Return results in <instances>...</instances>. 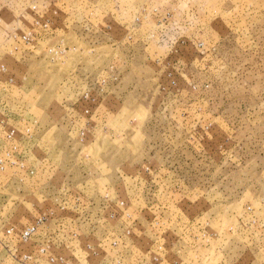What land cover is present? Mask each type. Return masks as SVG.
Wrapping results in <instances>:
<instances>
[{"label": "rangeland", "instance_id": "1", "mask_svg": "<svg viewBox=\"0 0 264 264\" xmlns=\"http://www.w3.org/2000/svg\"><path fill=\"white\" fill-rule=\"evenodd\" d=\"M0 264H264V0H0Z\"/></svg>", "mask_w": 264, "mask_h": 264}]
</instances>
